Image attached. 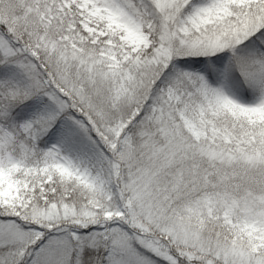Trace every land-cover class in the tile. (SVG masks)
I'll list each match as a JSON object with an SVG mask.
<instances>
[{
	"label": "snow or ice",
	"instance_id": "obj_1",
	"mask_svg": "<svg viewBox=\"0 0 264 264\" xmlns=\"http://www.w3.org/2000/svg\"><path fill=\"white\" fill-rule=\"evenodd\" d=\"M0 264H264V0H0Z\"/></svg>",
	"mask_w": 264,
	"mask_h": 264
}]
</instances>
